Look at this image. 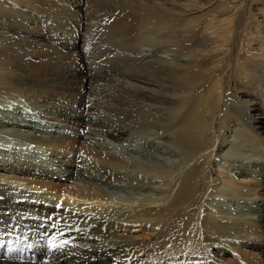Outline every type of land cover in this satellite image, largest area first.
<instances>
[{
  "label": "bare ground",
  "instance_id": "bare-ground-1",
  "mask_svg": "<svg viewBox=\"0 0 264 264\" xmlns=\"http://www.w3.org/2000/svg\"><path fill=\"white\" fill-rule=\"evenodd\" d=\"M108 1L0 0V90L25 99L49 120L66 122V129L74 133H65L64 127L59 126L57 131H62L58 133L33 120H1V136L48 151L67 162H59L51 175L39 174L51 180L12 177L10 181L0 175V181L19 183L26 188L22 193L48 191L46 195L55 203L77 205L79 213L66 214L74 224L87 220L88 213H105L104 218H108L90 227L91 232H71L67 234L69 238L65 234L59 237L58 230L53 228L46 227L38 234L20 223L9 222L8 230L1 231L0 237L4 244L17 245L19 263L11 260L9 253L0 251V264H72L79 260L78 264H85L99 256L110 259V239L111 246L119 252H130L139 246L141 234L127 232L123 228H127L125 223H110L111 215L128 220L129 229L139 225L142 231L147 225L157 227L163 218H179L184 231L193 230L199 235L203 253L209 250L212 234L228 243L244 240L234 259L236 264H264V210L250 204L264 207V173L255 168L249 174L234 172L224 165L237 160L235 147L264 155V44L260 45L264 39L259 37V27L250 17V8L264 6V0ZM85 4L92 5V10H84ZM80 20L88 23L81 24ZM140 42L146 49L140 47ZM94 72L101 73L98 76H105L110 84L96 88ZM147 74L153 80L142 81ZM162 75L174 83L164 97L160 96ZM252 88H256L259 100L252 98ZM258 104L261 123L251 114ZM65 112L74 115L67 116ZM117 115H123V119H112ZM216 115L220 119H215ZM165 120L173 122L175 129L165 130L161 135L163 141L173 140L174 147L191 155L190 161L195 158L194 162L177 177L174 189L169 187L168 176H158V182H169L162 183L163 189L171 190L169 201L142 196L138 198V207H116L104 187L110 188L115 181L130 195L127 185L120 183L126 179L127 169L125 173L122 170L134 168L148 175L152 167L148 161L137 163L132 157L124 158L128 154L125 149L118 154L110 144L102 145L85 135H103L109 141L112 136L125 146L131 142L126 140L125 133L141 128L143 133L152 135L154 130L163 128L161 123ZM212 126L223 136L210 144ZM226 145L221 154H212L213 160L219 161L212 168L208 151L222 150ZM73 162L87 168L72 166ZM15 167L17 172H23L22 166ZM180 172L181 169L174 175ZM62 177L81 180L86 187L75 184L76 188L68 189L59 182H51ZM208 192L212 196L209 203L205 202ZM226 198L228 205L237 204V210L221 204ZM2 204L3 216L7 217L10 205L5 197ZM39 206L48 217L64 215L55 205L33 200L20 202L18 208L32 217V213H40ZM123 207L131 210L124 212ZM127 212L130 216L125 218ZM70 241L78 242L73 248L82 252H73ZM25 244L28 249L23 248ZM49 245H56L57 249L47 253Z\"/></svg>",
  "mask_w": 264,
  "mask_h": 264
},
{
  "label": "rangeland",
  "instance_id": "rangeland-1",
  "mask_svg": "<svg viewBox=\"0 0 264 264\" xmlns=\"http://www.w3.org/2000/svg\"><path fill=\"white\" fill-rule=\"evenodd\" d=\"M106 1H107V3L109 2L108 0H104V2H106ZM88 5L89 4H85L84 5L85 7L83 6V9L86 11L92 10V8H93L92 5H89V6ZM259 6L260 5H258L257 7L254 6V7L250 8V11L252 12L250 17H251V21H253L255 23V25L257 24L259 27V31H260V33H258L259 37L260 38L262 37V39H264V6H262V7H259ZM100 13H102V12H100ZM253 15H256V16L253 17ZM109 20H111V18H109ZM82 21L83 20H80L81 24L88 23V22L83 23L84 21L83 22ZM252 27L253 26H251V28ZM261 29L263 30V32H261ZM262 44H264V40L261 41L260 45H262ZM137 45L138 44H136V46ZM139 45L141 48H145V46H143L141 44V42ZM161 55H165V54H161ZM38 57L39 58L41 57L40 54ZM98 75H101V73L94 72L92 75L94 86L96 88L97 87L101 88L103 85L108 86L110 84L109 80H106L107 78L105 76L100 77ZM262 76H263V74H262ZM48 78H54L55 79V77H51V76H49ZM142 78H143L142 81H148L149 82L150 80H153V78L149 74L143 76ZM161 80L162 81H161L160 96L164 97V96L169 94L168 91H170L169 89H171V87L174 85V83H173V80L171 78L167 79V78L163 77V75L161 76ZM243 92H246V91L243 90ZM250 93H252L253 99L254 98H256V100L258 99L257 93H256V88H252V90H250ZM170 97L172 98V96H170ZM257 102L259 103V101H257ZM259 104H258V106L255 107L256 111L251 113V114H252L253 118L258 119V120L256 119L257 120L256 122L261 123V122H259L262 120V119H260L261 117H259L260 116L259 115L260 110H261V106H259ZM250 105H252V104H250ZM41 114H43L44 116L46 115L43 111L41 112V111L34 109L33 105L27 103L25 99L17 98V96L13 93L11 94V92L0 90V121L3 120V121L9 122V121L13 120L14 118H17V120H19V122L24 123V122H27L28 120H33L34 122H37L40 125L44 126V128H46V129L55 130L58 133H60L63 130L65 133H69L71 135H74L72 130L66 129V125H67L66 122H56L55 120H49L46 117H43ZM64 114H66L67 116L74 115L73 113L69 114V112H65ZM218 116L219 115H216L215 119H217ZM117 117L118 118L121 117V120L123 119V115L114 116L112 119L116 120V119H118ZM218 119H220V117ZM167 121H169V120L162 121L161 124L163 125V128L160 131L154 130L152 135H150V133L148 135V132H145V131H144L145 133H143L142 132L143 130L141 128L135 130L136 132L132 131L134 133H132L131 131H130L131 133H129V134H128V132L125 133L126 140L131 139L130 140L131 142H129L125 146L121 145V143H118L116 140H113L112 136L110 137L112 140L110 139V141H109L108 139L103 137V135L102 136L101 135L93 136L90 134L85 135V137L90 138L92 140H95L102 145L110 144V147H114L118 154L121 152V149H125L128 152V154H126V156H124L122 154V156H124V158L129 160L130 158H128V157H132L134 160H136L137 163L140 161H145L147 163V161H148L147 164L152 167V169L150 171L151 173L148 172V175H146L144 173H139L140 170L137 171V169H134V168H125L122 170L123 173L126 172V169H127L128 173L130 172L129 174L127 172L125 173L126 174L125 175L126 179L124 178L125 180H120L121 182L119 181L120 183H122V184L125 183L124 185H127L128 188L127 187H125V188L130 195H126L127 193L125 194V192L120 189V186L117 185L118 183H116L115 181H112L110 183V188L108 186L104 187L106 189V191H108L110 194L111 203L114 202L116 207H122L121 204L132 205L133 208L138 207L139 206L138 198H141L142 196H155L157 198L163 199L164 202L169 201L171 198V195H172V193L170 192L171 191L170 189H174V187L172 185L176 182L177 177L181 176L184 173L185 169H187L189 167V165L194 162L193 160H195V158L192 159V161H190L191 155L189 156L187 153H184L181 150L176 149L174 147L173 140H170L169 142L168 141L165 142L161 138V135H164L163 132L165 130L175 129V126H174L175 124L171 121H169V122H167ZM55 124H57V125H55ZM58 126H59V128L64 127V129H62V130L60 129L59 131H57ZM262 126H264V124ZM212 131H213L212 132V140H210V144L212 142H214L215 140L218 141L220 139V137L223 136V135H221L222 131L214 129V126H212ZM157 133H158V135H157ZM130 134L133 135L135 137V139ZM143 134H145V135H143ZM48 135L51 136L50 134H48ZM127 135H129L131 137L128 138L129 136H127ZM113 138H115V137L113 136ZM234 145H237V144L234 143ZM226 148H227V145L222 150L213 149V151H211L208 149L209 151H211L210 153L208 151V155L210 154L212 156V154H214V153L217 154V152H218V154L219 153L221 154L222 152H224L226 150ZM242 148L239 147L238 149H236V147H235V149L233 150L235 156L237 157L236 161H234L232 163H225L224 164V165L228 166L227 167L228 170H230V171L233 170L234 172H238V170H239V171H242L246 174H249V171L251 169L255 168V169H257V170H255L256 172L261 171L264 173V155H260L258 152L255 153V151H253L249 148H246V149L245 148L242 149ZM70 155H72V154H70ZM213 156H212V159L210 162H211V167L215 168V166L219 163V161L217 162V161L213 160ZM62 158L63 157L56 158L55 155H53L52 153H49L48 151H44V150L37 148V147L34 148L33 146H31L29 144H25V143L17 141V139H12L10 137L0 135V175L1 176L4 175L5 178H9L10 181H11L10 178H12V177H17V178H20L22 180L25 179V180L42 181V182L44 180L46 181V179L51 180L50 177L43 179V178H41L42 176H40L39 174L47 173V174L51 175L56 170L55 169L56 166L60 165L59 162H63V163L67 162L66 160H63ZM149 162L152 163L154 166L149 164ZM71 164H72V166H79V167H85L86 166L82 163H75V162H73ZM15 165L22 166L23 172H17ZM183 166H185V168H182ZM177 167L179 169H181V172L179 175L175 176L174 174L176 173L177 170H179ZM246 167H248V168L246 169ZM86 168H87V166H86ZM24 170H25V172H24ZM160 173H161V175H158ZM54 176H56V175H54ZM158 176H163L164 178L165 177L167 178V176H168V179L170 180V184H169V182H158V180H157ZM64 179L65 178L62 177L61 180H57L55 182L51 181V182L55 183V184L59 182V184L66 186L68 189L74 188L75 184H77L79 187H86L84 185L83 181H81V180H79V181L77 180V182H76V180H73L71 178L68 180H66V179L64 180ZM140 180L142 182H141V184H139L137 186L136 184H137V182H140ZM1 181H0V203L3 202L4 197H5L6 200L8 201V204L10 205V206L8 205L10 210L7 214V217H8L7 218V217L3 216V209H4L5 205L4 204L0 205V233H1V231L8 230L9 222H11V224L20 223L21 225H24L28 229L29 232L35 233V231H37L36 233H38V234H39V232H40V234H42L45 231L46 227L47 228H53L55 230H58L57 234L60 237L62 234H65V236H67V234H69L71 232H75V233L80 232V231L91 232L90 227H95L98 224H100V222L102 223L103 221H106L104 219H108V218H104L105 213H103V214L100 213L99 215L98 214L95 215V212H94L91 214L88 213L90 216L87 220H84L83 222L79 221L80 223L74 224L72 222L73 219H70V217H66L67 216L66 214H68V212H71V213L74 212L73 214L79 213L78 208H80V207H78L77 205L73 206L72 204H65L62 202L55 203V201H53V198H50V196L46 195L48 191H39V193L37 192L38 194L32 193L31 191H29L27 193H22V191L25 190L26 188L24 186H18L19 183H17V182L8 183L9 181L4 182V180H1ZM130 182H132V183H130ZM133 182L137 187L133 188L134 187ZM162 183L163 184L166 183L165 185L169 184L170 189L168 187L167 188L165 187L166 189H163ZM128 184H129V186H128ZM160 184H161V186H160ZM130 186H133V187H130ZM18 187L19 188L21 187L22 189L20 188V189L14 190L15 188H18ZM117 187H119V189H117ZM156 188H158V189H156ZM211 198H212V196L208 192L206 194L205 202L209 203V201L212 200ZM32 200L35 202H39V203L46 205V206L55 205L56 209H58L57 204H60L61 207L59 209L62 211V213L64 215L62 217H56V218H55V216H52V215H50V217H48V215H45L43 213V207L39 206L41 208L40 213L39 212L32 213L33 216L28 217L27 215L23 214L22 211H19L18 205L20 202H31ZM246 200L250 201L249 198H246ZM229 203H231V204L228 205V200L226 198L224 200V202L221 204L224 207H227V209L229 208L231 210H237L236 209L237 204L235 205V203H232V202H229ZM224 204H227L228 206L224 205ZM250 204H251V207L255 206V207H253L254 209L264 210V207L263 208L257 207L256 205H258V204H256V203L252 204L250 202ZM124 209H126V210H124ZM130 210H131V208L123 207L124 212H126V211L129 212ZM128 212H127L128 215L125 216V218L130 216V213H128ZM110 215H111V213H110ZM167 216H168V212H167L165 218ZM109 218H110V223L116 222L119 225H123L125 223L127 225V226L125 225L127 228H125V227H123V228L126 229L127 232L130 231L129 233L132 232L131 234H134V235L135 234H141L142 238H139L138 239L139 241L137 240L139 246L136 245L134 247L135 249L132 248L131 249L132 251L130 250V252H126V251L119 252L118 249L116 248V246H111V243H113V241H111V239H110V251H111L110 259H106L105 257L99 256L95 260H88L85 264H202V263L203 264H236L234 259L236 258V254L238 253L237 250L239 248L242 249V247H243L242 242L244 240H240L241 243H238V244H236L235 242H229L228 243V242L223 241L220 238L214 237V236H212V234H210L209 236H210V238H212V243L209 246V250L205 251V252H207V254H205L202 252L203 250H200V245L198 244L199 235L195 234V232L193 230L184 231L183 226H181L179 223L180 222L179 218H178V220L177 219L176 220L175 219H169V218H167V220L166 219L164 220V218H163L161 220L163 222H160L157 227L154 226L155 228H157V230H155V228H152L151 227L152 225H147V228L149 230L145 227V229H143V231L140 229L139 225L137 227H132V229L131 228L129 229V227H130L128 225L129 221L126 219H123L122 216L117 218V217H114L111 215ZM35 221L37 223H35ZM59 221H62V223L60 225H58ZM193 223H195V221ZM48 224H49V226H48ZM34 226H36L37 230L33 229ZM40 229H42V230H40ZM139 230H141V231H139ZM15 234L16 235H14V236L18 235L17 231H15ZM57 234H55V235H57ZM66 238H69V236H67ZM194 238H196V239H194ZM4 243H5L4 239L0 237V251H2L3 254L9 253L8 255H12L14 259L11 258V260H17L18 255L16 254V252H19L18 251L19 248L16 247L17 245L14 246V245H9L7 242H6L7 244H4ZM69 243L71 244V245L69 244V246L71 247L72 251L74 250L73 252H75V251L77 253L82 252V249H80L78 247L76 249L73 248V247L77 246L76 243H78V242L70 241ZM74 244H76V245H74ZM245 245H247V244L245 243ZM23 248L28 249L29 246L27 244H25V245H23ZM193 248H194V250H193ZM56 249H57L56 245H49L48 248L46 249V252L49 253L50 251H54ZM77 249H79V251ZM98 254H99V252H98ZM205 255H206L207 259L204 257ZM17 262L19 263L18 260H17ZM79 262H81V260H79L78 262L75 261L72 264H78ZM28 263L33 264L32 261H29ZM248 263L249 264H258V263H251L250 261L249 262L243 261L240 264H248ZM80 264H83V263H80Z\"/></svg>",
  "mask_w": 264,
  "mask_h": 264
},
{
  "label": "snow or ice",
  "instance_id": "snow-or-ice-1",
  "mask_svg": "<svg viewBox=\"0 0 264 264\" xmlns=\"http://www.w3.org/2000/svg\"><path fill=\"white\" fill-rule=\"evenodd\" d=\"M61 207V205L60 204H57V208L59 209ZM65 243H67V242H65Z\"/></svg>",
  "mask_w": 264,
  "mask_h": 264
}]
</instances>
